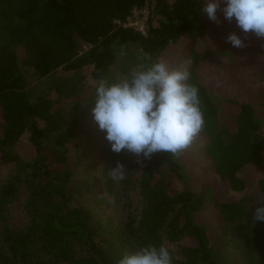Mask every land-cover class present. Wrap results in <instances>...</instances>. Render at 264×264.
<instances>
[{
    "label": "trees",
    "instance_id": "16d2710c",
    "mask_svg": "<svg viewBox=\"0 0 264 264\" xmlns=\"http://www.w3.org/2000/svg\"><path fill=\"white\" fill-rule=\"evenodd\" d=\"M203 3L204 0H0V212L5 196L15 193L24 181L30 184L31 215L27 230L5 235L7 247L5 239H0V264H117L124 254L149 244L166 246L173 264H218L223 232L230 224L252 217L254 208L250 204L264 202V92L259 102H242L230 99L202 79V65L216 53V47L210 44L218 25L200 13ZM146 6L149 19L147 34H143L127 24L135 9ZM178 42L184 45L182 63L187 62L189 82L198 87L201 99L205 123L195 137L200 153L211 165L216 180L240 197L222 200L214 191L210 199L208 186L203 191L190 186L182 152L156 153L150 160L141 162L139 158L140 174L125 188L129 204L131 192L138 190V217L130 213L125 226L109 229L73 202L81 191L71 167L72 149L79 145L75 139L81 127L72 115L66 117L57 109L54 98H31L25 89L21 63L41 77L57 74L55 89L61 97L69 95L72 82L60 72L86 69L97 80L113 82L116 77L111 68L119 47L137 44L148 62L164 61L170 52L164 53ZM83 45L90 47L83 51ZM244 66L250 67L251 62ZM252 66L257 74L250 76V85L261 88L264 60L260 67ZM93 99L94 93L90 101ZM229 109L236 111L233 119L225 115ZM27 132L36 150L33 159L23 158L15 149ZM51 155L57 156L52 160ZM252 168L261 175L257 180L260 191L253 195L244 177ZM44 178L46 181H41ZM210 200L217 214L218 235L214 226L202 218ZM75 242L87 245L91 255L80 262L73 261ZM253 242L260 258L251 264H264V222H257ZM35 243L48 259L30 257L28 251Z\"/></svg>",
    "mask_w": 264,
    "mask_h": 264
},
{
    "label": "rangeland",
    "instance_id": "374dc122",
    "mask_svg": "<svg viewBox=\"0 0 264 264\" xmlns=\"http://www.w3.org/2000/svg\"><path fill=\"white\" fill-rule=\"evenodd\" d=\"M218 16L221 21L217 25L210 44L216 47V53L213 54L208 64L202 65L201 77L205 81H210L213 87H217L219 92L230 99L242 102L248 99L254 103L259 102V96L264 92V84H261V88H257L256 85H250L249 81L250 76L254 77L257 74L252 63L260 67L264 60V39L257 38L252 33H241L234 21L224 20L220 13ZM148 19L149 7L135 9L127 26L138 31L143 25H148ZM232 32H237L241 36L245 47L234 48L226 42V37ZM179 42L172 44L170 49L164 53L165 55L170 52L164 59L170 69H176L183 64L184 45H179ZM202 45H205V42ZM89 47V45H83V51L88 50ZM253 54L254 58H251ZM19 56L22 60L24 56L22 50H20ZM242 59L243 61L239 62ZM249 62L252 67L244 66V63ZM141 63H149L142 49L137 44H125L119 47L116 62L111 71L117 78L130 72ZM21 69L26 77L25 89L33 100L41 96L54 98L57 102V109L66 117L72 115L81 127L75 139L79 145L73 146L74 158L71 159V167L74 171L73 180L81 187V191L75 194L74 205L88 210L96 221L109 229L125 226L130 213H134L138 217L141 210V198L138 190L131 192L130 204L127 202L124 192L128 181L135 179L140 174V167L137 165L139 158L127 151H122L119 154L112 152L104 138V133L99 131L91 116L93 104L90 97L99 80L95 79L86 69L78 73L60 72L64 74L61 76L68 77V80L72 82L67 91L69 95L64 94L60 97L55 89V83L58 80L56 79L57 74L41 77L23 63H21ZM234 112L236 111L229 109L225 115L233 119ZM2 135L0 117V138ZM29 137L30 133L27 132L15 146V149L25 159H33L36 155V150ZM181 152L187 164V176L192 188L203 191L204 186H208L207 196L210 199L215 196L214 191L217 192V197L222 200L240 197L239 193L229 191L225 183L216 180L211 165L202 157L200 145L195 138ZM56 156L51 155L52 160ZM117 162L125 165V179L122 181H114L109 176L110 169ZM23 177L26 178L24 173ZM244 177L249 182L250 193L252 195L259 193L257 180L261 175L257 169H248ZM41 181L45 182L46 179ZM22 184L15 193L5 196L6 202L3 211L0 212V239L2 241L9 231H25L31 226L28 206L30 184L27 186L24 181ZM212 203L210 200L205 204L202 218L206 223L214 226V232L218 235L219 229L215 227L218 222L217 214ZM250 205L254 209L259 206L256 202ZM256 224L253 225L251 217H247L228 226L227 231L222 234L223 248L218 256V264H251L259 260L260 253L253 242ZM4 245L7 247L8 242H4ZM38 247L39 243H35L28 251L32 259L41 258L42 255ZM71 254L73 261L80 262L89 257L91 251L87 245L75 242L72 245ZM42 258L48 259L49 257L42 256Z\"/></svg>",
    "mask_w": 264,
    "mask_h": 264
},
{
    "label": "clouds",
    "instance_id": "9594fccd",
    "mask_svg": "<svg viewBox=\"0 0 264 264\" xmlns=\"http://www.w3.org/2000/svg\"><path fill=\"white\" fill-rule=\"evenodd\" d=\"M201 14L220 23L218 13L235 22L241 33L264 39V0H204ZM234 48L245 47L237 32L226 37ZM187 62L170 69L163 60L141 63L113 82L95 84L91 116L114 153L127 151L150 160L156 153L178 155L204 127L199 89L190 83ZM114 181L125 179V165L109 171ZM252 224L264 222V202H257ZM117 264H173L169 249L145 245L124 254Z\"/></svg>",
    "mask_w": 264,
    "mask_h": 264
},
{
    "label": "built area",
    "instance_id": "2783aa9c",
    "mask_svg": "<svg viewBox=\"0 0 264 264\" xmlns=\"http://www.w3.org/2000/svg\"><path fill=\"white\" fill-rule=\"evenodd\" d=\"M147 28H148V25H143V27H141L138 31L142 32L143 34H147Z\"/></svg>",
    "mask_w": 264,
    "mask_h": 264
}]
</instances>
